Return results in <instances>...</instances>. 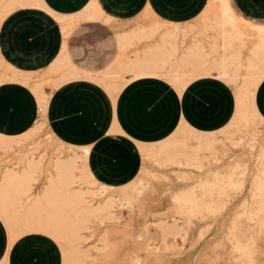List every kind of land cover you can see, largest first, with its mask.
<instances>
[{"label": "rangeland", "instance_id": "obj_1", "mask_svg": "<svg viewBox=\"0 0 264 264\" xmlns=\"http://www.w3.org/2000/svg\"><path fill=\"white\" fill-rule=\"evenodd\" d=\"M169 1L178 5L184 3L183 0ZM12 4L13 0H0V25L17 8ZM232 4L241 17L257 26L250 27L241 19H238L240 24H233L228 17L232 7L230 0L203 2L195 15L197 18L187 21L196 23L200 20L196 24L175 25L159 21L149 24L160 17L153 6H147L134 19H115L108 25L111 33L131 28L119 36L120 49L124 53L164 30L160 41L144 50L142 55H121L119 59L124 65L130 61H145L149 55L164 51L167 46L170 48V44L167 45L166 42L171 41L176 51L172 62L197 53L206 70L216 69L220 81L212 79L198 82L190 88L185 101L177 104V110L182 109L199 127H217L228 122L234 109L233 93L237 99L239 93L246 88L245 81L251 73L256 77L264 73V56L262 55V64L255 58L257 46L264 44V0H232ZM9 25L13 26L10 23L7 27ZM7 27L3 28L2 39H12L15 45H23V32H16L12 28L6 34ZM240 35L243 41L238 38ZM227 40L231 43V48L227 47ZM233 57L239 60L237 66L227 62ZM223 61L224 69H221L217 65ZM0 63V70L5 69L3 60ZM170 66V62L162 65L155 76L168 81ZM67 70L68 68L64 71ZM3 72H0L1 76ZM41 76H35L33 82H37L32 85L31 77L28 85L32 86L33 92L50 99L52 90L56 89L55 78L47 73L43 78ZM61 76L57 78L61 79ZM109 81L114 82L108 79L100 80L99 83L112 86ZM115 82L121 83H115L118 87L124 85V80ZM14 89L12 94L18 93L23 98L11 101L8 106L13 108L12 114H0V119L6 117L7 129L16 123V130L19 131L30 127L32 129L37 125L24 137L11 140L5 149L0 148V187L10 177L19 180L28 177L29 180L30 176L32 179L31 194L28 197H11L0 206V211H3L0 218L7 225L11 239L26 234L11 248L8 255L11 264H264V228L260 229L243 220V228L248 231L249 236L251 234L249 243L252 255L249 259L232 254L228 243L230 230L237 219L245 216L244 212L252 203V187L259 174V156L264 151V82L259 89L254 85L246 88L249 97L255 101L254 105L262 111L261 114L250 117L247 125L234 123L217 133L211 151L202 153L200 168L172 162L159 165L139 152L127 138L107 136L98 140V134L93 133L103 130L104 124L100 118H94L93 114H69L62 118H49L47 114V120L43 119L39 113L35 115L29 88L19 86ZM143 90L149 96L147 100L152 102L155 95L157 97L166 93L169 96V85L161 80L144 82L131 96L134 97ZM53 96L54 93L50 99V109L55 108V99H59ZM129 104L140 106L136 101L129 102L126 106ZM94 105L98 110L99 103ZM85 107L81 102L71 104L72 111L86 109ZM143 107L144 105L137 108L134 113L135 116L144 117L140 120L139 127L148 136L155 132L161 134L160 131L164 129L161 117L164 112L173 114L174 100L168 98L161 103H151L146 111ZM15 109L18 114L14 117ZM139 109L142 114H139ZM219 114H224L225 118H219ZM134 115L131 116L135 117ZM124 120H130L129 116L124 117ZM215 122L216 124H212ZM92 129L97 130L91 132ZM181 135L178 133L177 139L184 141L185 137ZM196 143L193 137L187 139L190 150L196 148ZM83 145L91 146L88 165L96 176L92 172L89 174L88 170L87 175L81 177L83 165L87 164V152L78 148ZM67 167L74 169L73 189L83 195L84 207L90 206L95 211L102 210L104 205L108 207L106 210L103 208V214L82 223L79 232L81 239L76 247L66 240L46 235L41 227L48 217L46 213L41 216L31 214L34 204L45 201V195L57 182L60 171ZM232 171L244 175V188L233 195L231 203L217 219L205 222L190 220L178 214L179 196L193 190L200 192L201 182L214 176H227ZM129 180L130 183L121 185ZM135 181L141 182L140 185H134ZM109 184L117 186L110 187ZM174 226H177L176 230H168ZM7 242L6 229L0 222V258L6 253ZM75 249H78V255L82 259L77 263L64 261L65 256Z\"/></svg>", "mask_w": 264, "mask_h": 264}, {"label": "crops", "instance_id": "obj_2", "mask_svg": "<svg viewBox=\"0 0 264 264\" xmlns=\"http://www.w3.org/2000/svg\"><path fill=\"white\" fill-rule=\"evenodd\" d=\"M230 1L232 7L228 17L233 24H240L238 19H241L250 27L257 26L241 17L236 12L232 0ZM183 2V5H178L176 2H170L169 0H35L28 6H17L13 12L5 17L0 25V60H3L5 67L9 65L15 71L28 72L26 74L32 76L31 85L37 82H33L35 76L42 75L41 77L43 78L44 75L48 73L49 69L64 59H67L69 62L71 74H67L66 80L58 88L52 90V95L54 93L53 97H58L59 99H55L57 103L53 109L49 108V100L47 113H45L46 115L40 114L38 100L31 85H26L17 81H8V83L6 81V83H1L0 114H12L13 108L8 106L9 103L14 99L19 100V98H23V96L17 92V95L15 93L12 94V92L15 90L14 88L23 86L29 88L32 94L29 93L35 105L34 111L36 116L39 113L43 119L47 120V114L49 118H62L69 114H93L94 118H100L102 124H104L103 130H91V132L97 130V132L93 134H98V140L107 136L117 139L127 138L136 146L138 151L139 142L148 144L165 141L179 125L181 114H183L191 125L202 131H210L222 127L230 121L234 109L232 114L228 117L230 118L229 121L217 127H199L188 114L182 111V109L179 111L177 110L178 102L185 101L193 85L214 78L197 79L190 83L182 94H180L168 81L151 75L137 76L130 79L119 91H117L115 96L112 95L102 83L97 82L100 77H104L105 74L107 75L108 72H111L115 68L121 55L124 57L142 55L144 50L154 46L160 41L162 33L164 32L163 30L149 40L136 44L124 53L121 52L120 49L119 36L123 32L130 31L131 28L111 33L108 28L109 24L113 23L115 19H134L140 16L147 6H153L161 18H155L149 24H152L153 21L175 25L196 24L200 22V20L196 23L187 21L197 18L195 15L199 12L203 2L205 3L206 0H183ZM231 13L235 15L232 16L230 15ZM10 23H12L13 26L9 25L10 27H7ZM4 27H7L5 31L6 34H9L12 28H14L16 32H23L21 34V44L23 45H15L12 39L4 41L2 39ZM104 31L106 33H103ZM4 70L5 69L0 70V72ZM63 70L64 69H62V71ZM65 72L67 73L68 70ZM60 76L61 74H57V77ZM52 77L54 78L56 76ZM149 80H161L166 82L169 85V96L166 93L159 94L157 97L155 95V100H153V102L147 100L149 96L146 90L136 93L134 97L131 96L136 88ZM108 83L112 85L114 83L121 84L115 81H109ZM233 96L235 108L236 101L234 93ZM168 98L173 99L175 103L173 114L172 112H164L161 117L162 120L160 121L164 128L160 131L161 134L155 132L153 135L148 136L147 133L139 127V122L144 119V117L135 116L134 113L137 108H142L143 105L144 111H146V108L151 103L153 105L156 104V102L161 103L162 100L167 101ZM134 101L138 104L140 103V106L135 107L130 104L126 106L127 103H132ZM76 102H81L84 104V107L87 106L85 107L86 109L82 108L83 110L72 111L71 104H75ZM97 103H99L98 110L94 108V104ZM146 104L147 106H145ZM139 111H141L139 114H142V110L139 109ZM16 113L18 114V110L15 109L14 117L17 115ZM131 115H134L137 119ZM126 116L130 118L127 122L124 120ZM219 118H225L224 114H219ZM6 124V117L0 119V135L15 140L24 137L34 129L30 127L28 130L19 131L16 130L18 127L16 123L12 124L10 128L7 129ZM212 124H216V122ZM116 129H118V132ZM78 148H88L91 154L90 145L78 146ZM93 174L96 176L94 171ZM131 180L121 185L128 184ZM109 185L117 186L114 184ZM0 222L5 227L8 236L6 253L0 258V264H11L8 260L10 250L18 239L26 234L12 240L7 225L1 218Z\"/></svg>", "mask_w": 264, "mask_h": 264}, {"label": "bare ground", "instance_id": "obj_3", "mask_svg": "<svg viewBox=\"0 0 264 264\" xmlns=\"http://www.w3.org/2000/svg\"><path fill=\"white\" fill-rule=\"evenodd\" d=\"M34 1L35 0H13L12 6H28ZM238 38L243 41L241 35L238 36ZM166 44H170V48L167 46L164 48V51H158L153 55H149V57L143 62L130 61L124 65L123 62L118 59L115 68L111 72H108L107 75L105 74L104 77H100L97 82L100 80L112 79L114 81L124 80L125 84L127 81L137 76H155L159 72L161 66L169 62L171 63V66L167 80L178 90L180 94H182L190 83L197 79L214 78L218 80V75L215 72L216 69L206 70L204 68L205 65L202 58L197 53H193L187 57H183L182 59L172 62L171 59L175 57L176 51L174 50L171 41H167ZM226 45L228 48H231V43L228 40L226 41ZM257 47L255 58L260 62V64H262L264 44ZM252 55H254V52ZM235 58L236 57H233L227 62L237 66V64H239V60ZM225 61L217 66L224 69L222 68V65ZM66 68H68L70 72L68 71L65 73L64 70ZM62 69H64V72ZM26 73L15 71L7 65L3 72V76L0 75V84L4 82L6 83V81L7 83L8 81H17L28 85L32 76ZM57 74H62V78L58 79L59 77L57 78ZM67 74H71V68L69 67L67 59H64L61 62L59 61V63L49 69L47 73V75L51 77L56 76L54 77V87L56 88H58L66 80ZM263 82L264 73L260 77H256L254 73H251L245 81V87L248 88L251 85H254L259 89ZM122 87H118L115 83L112 86L105 85V88H107L114 96L115 92L119 91ZM246 88H244V90L239 93L238 98L235 99L234 113L230 121L222 127L215 130L202 131L191 125L183 114H181L179 125L165 141L148 144L139 142V151L145 154L148 159H152L159 165L172 162L180 165L196 166L197 168H200L202 165V153L211 151L214 146V137L217 133H221L226 126L234 123L237 125H247L250 122V117L255 116L256 114H261L262 111L260 112L259 107L254 105L255 101L249 97ZM34 93L38 100L37 102L39 104L40 114L46 115L45 113H47L46 111L50 99L46 98V95L38 94L36 91ZM255 100L257 101V99ZM246 102L250 104H246ZM116 130L118 132V129ZM178 133H181L185 137L184 141H179L177 139ZM189 137H193L197 142L196 148L193 150H190L187 146V139ZM11 140L13 139L0 135V148L5 149ZM82 149L87 152L85 158L87 164L83 165L84 171L81 176L85 177L87 175L86 172L90 170L88 165V156L90 151L88 148ZM258 164L259 174L257 175L252 187V203L250 207L247 208L246 212H244L245 216L237 219L228 236V243L230 244L232 254L240 255L241 257L248 259L251 258L252 255V249L249 243L251 234L249 236L248 231L243 228V220L248 221V223H251L255 227H259L260 229L264 228V151L259 156ZM88 172L90 174L92 171L90 170ZM31 181L32 179L30 176L29 180L28 177L21 180L16 178L11 179V177L8 178L5 184L0 187V206L3 205V202L6 199L11 197L16 199L21 196L28 197L31 194ZM244 181V175L238 171H232L229 175L224 177L222 175L214 176L206 181H203L199 187L200 192L193 190L177 198L178 214L183 217H188L190 220L197 219L205 222L215 220L231 203L233 195L242 191L244 188ZM74 182V169L70 167L63 168L59 173L57 182L53 184L51 191L45 195V201H37L34 204V209L31 211V214L41 216L46 213L48 217L41 225L42 229L45 230L46 235H49L57 240H66L71 245L76 247L77 243L81 239L79 232L82 223L93 216H97L101 213L103 214L102 211H105L108 207L107 205H104L105 208L102 207V210L100 211H95L91 209L90 206L87 208L84 207V197L80 192L73 189ZM140 183L141 182L135 181L134 185H140ZM120 188L124 189L123 186ZM1 213H3L2 210L0 211V214ZM176 229L177 226H174L170 227L168 230L174 231ZM81 259L82 257L78 255V249H75L70 255L65 256L64 261L77 263Z\"/></svg>", "mask_w": 264, "mask_h": 264}]
</instances>
